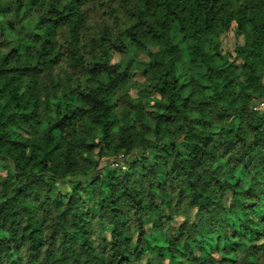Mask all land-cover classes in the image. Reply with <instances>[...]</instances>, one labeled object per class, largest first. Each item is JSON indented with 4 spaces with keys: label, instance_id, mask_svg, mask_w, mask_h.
<instances>
[{
    "label": "trees",
    "instance_id": "trees-1",
    "mask_svg": "<svg viewBox=\"0 0 264 264\" xmlns=\"http://www.w3.org/2000/svg\"><path fill=\"white\" fill-rule=\"evenodd\" d=\"M0 264H264V0H0Z\"/></svg>",
    "mask_w": 264,
    "mask_h": 264
},
{
    "label": "rangeland",
    "instance_id": "rangeland-1",
    "mask_svg": "<svg viewBox=\"0 0 264 264\" xmlns=\"http://www.w3.org/2000/svg\"><path fill=\"white\" fill-rule=\"evenodd\" d=\"M222 41H223L222 42L223 49L225 51H230V52H232L233 48L237 44H241L242 43L241 39H237L233 34L225 35ZM114 60L116 61V60H118V58L115 57ZM184 72H185V70H184ZM184 72L182 73V75L184 74ZM193 215H194V213H191V216H193Z\"/></svg>",
    "mask_w": 264,
    "mask_h": 264
}]
</instances>
